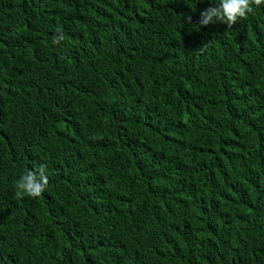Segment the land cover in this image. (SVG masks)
Returning a JSON list of instances; mask_svg holds the SVG:
<instances>
[{
	"label": "trees",
	"instance_id": "1",
	"mask_svg": "<svg viewBox=\"0 0 264 264\" xmlns=\"http://www.w3.org/2000/svg\"><path fill=\"white\" fill-rule=\"evenodd\" d=\"M218 2L0 0V264H264V4Z\"/></svg>",
	"mask_w": 264,
	"mask_h": 264
},
{
	"label": "clouds",
	"instance_id": "2",
	"mask_svg": "<svg viewBox=\"0 0 264 264\" xmlns=\"http://www.w3.org/2000/svg\"><path fill=\"white\" fill-rule=\"evenodd\" d=\"M264 0H219L215 6H209L199 13L198 24L207 26L216 22H221L231 28L239 19L246 18L253 12V5L260 6ZM185 22L191 24L192 17L187 15ZM57 35L53 38V43H59L64 39L61 28L56 29ZM203 44L202 47H206ZM48 186V176L45 164H40L35 170H28L22 174L15 182L16 198H23L25 195L31 198L39 197Z\"/></svg>",
	"mask_w": 264,
	"mask_h": 264
}]
</instances>
